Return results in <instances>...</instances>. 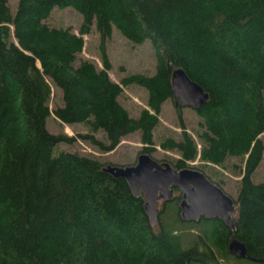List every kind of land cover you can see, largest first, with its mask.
Returning <instances> with one entry per match:
<instances>
[{
  "label": "trees",
  "instance_id": "1",
  "mask_svg": "<svg viewBox=\"0 0 264 264\" xmlns=\"http://www.w3.org/2000/svg\"><path fill=\"white\" fill-rule=\"evenodd\" d=\"M56 7L83 16L79 33L49 25ZM93 26L103 67L82 57ZM115 27L134 44L151 42L155 73L111 78L106 44ZM177 68L209 93L207 103L193 109L196 137L174 100ZM133 85L148 93L137 116L120 100ZM55 97L61 104L52 108ZM169 100L182 132L157 142ZM52 115L88 132L53 133ZM101 131L106 140L97 136ZM137 132L141 153L154 158L158 146L176 152L178 158L159 161L178 170L204 172L201 167L238 159L236 230L220 218L184 221L178 189L154 227L144 197H136L126 179L104 172L106 163L57 151L81 138L108 153ZM263 136L264 0H17L14 7L0 0V264H264L229 251L236 237L253 258L264 259V181H255ZM197 159L204 165H191ZM206 176L225 191L224 181Z\"/></svg>",
  "mask_w": 264,
  "mask_h": 264
},
{
  "label": "rangeland",
  "instance_id": "2",
  "mask_svg": "<svg viewBox=\"0 0 264 264\" xmlns=\"http://www.w3.org/2000/svg\"><path fill=\"white\" fill-rule=\"evenodd\" d=\"M16 2L17 0H10V5L14 7ZM47 22L53 27H72L76 33H79V29L83 23V16L72 7H56ZM84 38L86 44L82 57L91 59L95 61L99 67H103L101 59V37L96 27L93 26L91 32L84 35ZM106 48L112 62L110 76L116 82H120L123 77L129 74H153L156 71V52L150 41H146L142 44H134L126 39L115 27L111 38L106 44ZM147 98L148 93L144 88L133 85L125 88L124 95L120 100L129 109L133 116H137L143 108L147 107ZM55 99L56 101L51 102L52 108L55 107L56 102L61 104L59 97H55ZM182 117L187 130L196 137L199 117L193 111V108L183 107ZM160 119V125L155 132L156 141L159 142L162 138L169 135L179 138L182 132L181 121L178 109L172 100H169L164 104ZM47 126L53 133H66L69 136H78L79 134H85L88 132V127L86 125L80 123L65 124L56 119L54 115L48 118ZM97 136L100 139L106 140V135L102 131L97 133ZM143 145L144 144L141 142V133L137 132L124 137L119 146L108 153L100 152L91 143L84 141L81 138H78L73 144H60L57 151L69 150L72 152H80L81 154L94 156L106 164L112 163L125 166L136 163L138 156L141 154ZM153 156L158 160H162L167 158V156L176 159L180 155L176 152H164L158 146L157 151L153 153ZM239 162L238 159H232L228 161V164L225 167L208 165L201 168L213 180L224 181L223 186L225 191L232 197L236 198L241 173L234 168V163ZM191 165L198 167L204 165V162L197 159L196 161L191 162ZM255 181H264V162L255 174ZM166 202L169 201L162 200L159 202L160 211H162L163 204Z\"/></svg>",
  "mask_w": 264,
  "mask_h": 264
},
{
  "label": "water",
  "instance_id": "3",
  "mask_svg": "<svg viewBox=\"0 0 264 264\" xmlns=\"http://www.w3.org/2000/svg\"><path fill=\"white\" fill-rule=\"evenodd\" d=\"M172 87L176 106L198 109L209 100V93L182 68L173 71ZM103 171L115 178L126 179L133 194L144 197V207L154 227L158 225L159 202L172 200L178 189L182 192L180 209L184 221L220 218L230 229L236 230L238 210L235 200L198 169L178 170L169 162H161L143 152L135 164L122 166L110 163ZM229 251L239 258L264 261L253 258L246 244L236 237L231 238Z\"/></svg>",
  "mask_w": 264,
  "mask_h": 264
},
{
  "label": "flooded vegetation",
  "instance_id": "4",
  "mask_svg": "<svg viewBox=\"0 0 264 264\" xmlns=\"http://www.w3.org/2000/svg\"><path fill=\"white\" fill-rule=\"evenodd\" d=\"M180 191V190H179Z\"/></svg>",
  "mask_w": 264,
  "mask_h": 264
}]
</instances>
